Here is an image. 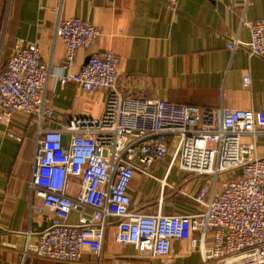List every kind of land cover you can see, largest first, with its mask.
I'll list each match as a JSON object with an SVG mask.
<instances>
[{"label":"built area","instance_id":"obj_1","mask_svg":"<svg viewBox=\"0 0 264 264\" xmlns=\"http://www.w3.org/2000/svg\"><path fill=\"white\" fill-rule=\"evenodd\" d=\"M174 4L177 0H162ZM249 54L264 60V21L249 24ZM65 47V63L89 47L100 31L71 17L55 31ZM239 38L226 43L240 47ZM119 58L110 50L91 54L75 73H58L91 94L107 92L99 118L74 117L62 131L38 127L30 188L51 213L49 225L27 239L24 254L68 263L84 251L100 254L108 217L117 218L114 238L133 245L140 257L169 259L173 240L197 248L201 264H264V158L254 138L264 133V110L194 106L120 92ZM51 68L39 47L16 46L0 70V122L12 113L51 118L47 83ZM250 77L242 79L248 85ZM11 137H21L10 132ZM169 155L168 168L199 175L203 184L192 198L202 209L189 214H146L131 205L136 173ZM166 184L165 178L160 180ZM88 209H91L89 212ZM71 212L76 223H68ZM211 240L206 244L207 236Z\"/></svg>","mask_w":264,"mask_h":264},{"label":"crops","instance_id":"obj_2","mask_svg":"<svg viewBox=\"0 0 264 264\" xmlns=\"http://www.w3.org/2000/svg\"><path fill=\"white\" fill-rule=\"evenodd\" d=\"M71 17L95 26L100 33L89 47L77 49L72 65L65 63L63 41L55 33ZM264 21V0H0V70L16 46L34 43L49 65L47 98L50 119L39 123L35 114L12 113L0 122V264H71L24 254L27 239L50 222L51 213L30 188L38 127L62 131L74 117L99 118L107 92L89 94L73 82L54 75L75 73L87 57L113 51L119 58V90L174 103L264 110V60L248 53L249 24ZM243 43L228 49L232 38ZM250 77L244 86L242 79ZM21 137L17 140L9 133ZM256 156L264 158V133L254 138ZM169 155L149 167L152 175L136 173L129 195L132 207L151 214H189L202 209L191 196L203 178L168 168ZM165 178L166 184L160 180ZM91 212V209H88ZM71 212L67 222L76 223ZM117 218L108 217L100 254L84 251L73 264H201L200 251L186 241L173 240L171 257H140L133 245L115 241ZM207 236L206 244L211 240Z\"/></svg>","mask_w":264,"mask_h":264},{"label":"water","instance_id":"obj_3","mask_svg":"<svg viewBox=\"0 0 264 264\" xmlns=\"http://www.w3.org/2000/svg\"><path fill=\"white\" fill-rule=\"evenodd\" d=\"M87 59H88V57H87ZM87 59L85 60V62L87 61ZM85 62H84V63H85Z\"/></svg>","mask_w":264,"mask_h":264}]
</instances>
